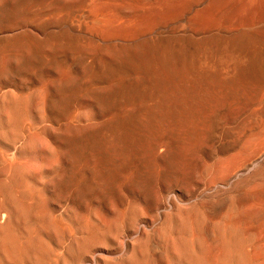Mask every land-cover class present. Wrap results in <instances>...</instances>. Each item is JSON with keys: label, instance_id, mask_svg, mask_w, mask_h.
<instances>
[{"label": "bare ground", "instance_id": "1", "mask_svg": "<svg viewBox=\"0 0 264 264\" xmlns=\"http://www.w3.org/2000/svg\"><path fill=\"white\" fill-rule=\"evenodd\" d=\"M0 264H264V0H0Z\"/></svg>", "mask_w": 264, "mask_h": 264}]
</instances>
